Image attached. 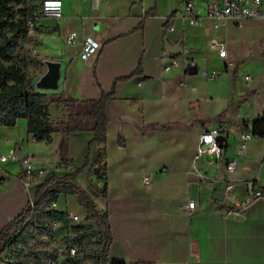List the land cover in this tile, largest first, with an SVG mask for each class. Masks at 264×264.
<instances>
[{"label": "crops", "instance_id": "obj_1", "mask_svg": "<svg viewBox=\"0 0 264 264\" xmlns=\"http://www.w3.org/2000/svg\"><path fill=\"white\" fill-rule=\"evenodd\" d=\"M182 1L97 0L90 6L88 0H60L59 17L34 20L29 49L41 63L40 73L42 59L58 61L57 86L50 91L69 99L96 98L113 83V93L103 104L104 138L89 147L91 132L86 128L54 131L44 141L29 138L22 116L0 124V228L26 204L19 156L8 157L20 150L22 155L48 158L34 163L42 168L41 178L80 166L75 183L106 213L108 263L264 264V136L248 140L245 153L235 156L234 171L224 168L239 127L264 115V44L259 32L264 21L236 24L203 16L187 23L176 16L172 28L165 30ZM188 1L204 12L205 0ZM71 30L74 40L66 42ZM85 34L98 40L99 47L82 60L79 41ZM212 40L224 42L222 56L210 47ZM175 42L181 52L167 53L165 43ZM181 55L196 66L194 73H187L183 62L162 69ZM202 68L216 74L208 77ZM82 125L89 121L82 119ZM212 126L226 127L222 152L193 158L200 128ZM146 171L152 182L143 184ZM82 174L86 180L79 184L76 178ZM227 181L238 200L256 189L262 195L247 202L240 215H225L224 203L211 193L221 192ZM192 182L195 197L190 196ZM102 183L103 195L98 191ZM66 195L76 201L59 193L53 208L72 213ZM188 197L196 207L184 213L180 204ZM79 207L83 217L86 211Z\"/></svg>", "mask_w": 264, "mask_h": 264}, {"label": "trees", "instance_id": "obj_2", "mask_svg": "<svg viewBox=\"0 0 264 264\" xmlns=\"http://www.w3.org/2000/svg\"><path fill=\"white\" fill-rule=\"evenodd\" d=\"M16 5L13 9L12 5ZM32 0H0V124H11L18 116L26 119V130L35 139L48 141L54 131H71L88 129L91 137L87 147L93 142L104 138L106 115L104 100L113 93V83L107 91L100 92L96 98L69 99L61 92H45L34 88L33 80L40 74V61L29 49L34 40L26 28V18L35 8ZM37 68V69H35ZM138 67L135 68L137 70ZM32 70H36L33 73ZM128 75L123 76L126 77ZM64 106V107H61ZM44 107L54 110L48 119L42 111ZM60 112V117H57ZM82 119L89 121L88 126L82 125ZM249 128L253 136H264V115L251 119ZM80 166L70 172L48 174L36 183L32 190V206L25 205L22 210L0 228V239L4 244L14 228H19L16 237L26 249L25 259L20 264L31 261L45 264L47 257H54L53 247L40 249L35 246L33 229L42 231L27 219L28 214L40 225L52 221L61 229H69L61 238L65 246H75L74 254L65 253L63 263L77 264L86 260L87 264H124L122 261L106 260L110 241L106 213L95 208L87 190L74 181ZM96 172V168L92 169ZM105 185L102 183L98 191L103 195ZM59 193L73 195L74 199L85 209L84 222L95 224L91 227L86 223H70L66 211L51 208ZM91 220V221H87ZM94 233L99 234V241L93 251H85L86 242ZM79 250V251H77Z\"/></svg>", "mask_w": 264, "mask_h": 264}, {"label": "built area", "instance_id": "obj_3", "mask_svg": "<svg viewBox=\"0 0 264 264\" xmlns=\"http://www.w3.org/2000/svg\"><path fill=\"white\" fill-rule=\"evenodd\" d=\"M35 3V8L30 11V14L26 18V28L27 31H32L34 26V20L38 17H51L57 18L60 16V0H32ZM90 6H94L97 0H88ZM180 17L187 23L198 22L203 16L212 17L214 19H230L233 23L240 24L244 19H260L264 21V0H205L204 1V12L199 13L193 7L192 3L188 0H183L181 2L180 8L177 9L169 18L164 25L165 30H170L172 28V19L174 17ZM75 37V31L71 30L65 35L66 42H72ZM80 48L78 51V56L82 60H86L88 57L92 56L99 47V41L94 39L92 36L85 34L81 37ZM210 47L215 49L216 54L222 56L224 54V42L218 40H212L210 42ZM183 62L185 68L188 65L193 64L185 56H174L170 61L162 66L163 70L168 69L170 66H176L178 63ZM201 73L208 77H213L216 74L215 69H201ZM245 75L244 78H247ZM183 84V82H181ZM64 107V106H61ZM42 111L45 113L46 117L50 119L54 110L52 111L48 107H44ZM57 117H60V112H57ZM226 133V127L224 126H212L208 128H200L198 132V141L194 146L193 158H196L200 154H209L213 156H218L223 149V141ZM221 135L223 138L218 140L217 136ZM30 139L34 137L28 133ZM253 136L248 125H241L239 127L237 138L233 147V155L225 160L224 168L227 172H232L235 169L236 159L235 156L243 155L246 150V145L248 140ZM10 158L15 157L13 153H10ZM4 159V156L0 155V160ZM20 163L19 171V181L26 192V204L32 206V190L37 182L41 180V175L43 173L41 167L34 166V163L38 160L47 161L46 156L34 157L30 154H24L18 157ZM198 179L204 181L203 175L198 174ZM141 182L143 184H148L152 182L151 173L149 171L144 172L141 175ZM232 182L227 181L221 190V199L224 203V214L238 216L242 213L244 206L247 202L256 196L262 195L259 189L249 192V195L244 200H238L231 195ZM49 206L53 208L54 201L49 203ZM195 200L192 198H186L183 203L180 204V209L184 212H190L195 209ZM67 213L68 220H79V218L74 213ZM27 219L33 222V225L42 229L40 231L41 238H48L51 235V228L57 226V223L49 221L46 225H40L34 221L29 213ZM58 227V226H57ZM36 229V228H35ZM33 229V233L34 230ZM19 228H14L11 233V238H9L0 249V264H20L21 261L25 262V245L24 243L16 237ZM38 230V229H37ZM70 232V230H68ZM67 233V232H65ZM90 239L95 243L99 241V234L94 233L91 235ZM50 247H53L55 256L47 257L45 259V264H56L61 263L63 257L61 256V250H63V256L65 253L74 254L76 252L75 246H65L63 242L54 243L50 242ZM94 248V249H95ZM63 263V262H62ZM27 264H33L30 260Z\"/></svg>", "mask_w": 264, "mask_h": 264}, {"label": "water", "instance_id": "obj_4", "mask_svg": "<svg viewBox=\"0 0 264 264\" xmlns=\"http://www.w3.org/2000/svg\"><path fill=\"white\" fill-rule=\"evenodd\" d=\"M164 50L170 54H178L181 52V47H179L178 42L173 44L165 43ZM42 63L44 65V69L41 71L39 75L35 77L33 80V86L36 89H48L54 90L57 86V78H58V61L51 59H42ZM187 73H194L196 71V66L194 64H190L186 68ZM218 140H221L223 136L218 135ZM13 154L16 156H20L23 154L20 150L13 151ZM190 196L195 197L196 195V183L192 182L189 186ZM221 192L219 190H213L211 193L212 198L221 199Z\"/></svg>", "mask_w": 264, "mask_h": 264}, {"label": "rangeland", "instance_id": "obj_5", "mask_svg": "<svg viewBox=\"0 0 264 264\" xmlns=\"http://www.w3.org/2000/svg\"><path fill=\"white\" fill-rule=\"evenodd\" d=\"M16 7V5H12V8L14 9ZM259 32H261V35H262V44H264V26L261 27L259 29ZM37 69V68H35ZM33 73H36V70H32ZM38 74L35 75V77L37 76ZM34 77V78H35ZM40 91H50V90H43L41 89ZM76 180L79 182V184H83L86 180V176L84 174L78 176L76 178ZM66 201H67V204H68V207H69V210L70 212L72 213H75L79 218H82V216L80 215V207H79V204H77L76 201H73L69 196L66 195ZM70 223H86V224H89L91 227H94L95 224L92 223V222H84L83 219H79V220H69ZM69 229H61L57 226H53L51 228V235L48 237V238H41L40 237V231L35 229L34 230V234H35V238H34V241H35V246H37L38 248L40 249H47L48 247H50V242H54V243H58V242H62V236L65 234V232H69L68 231ZM85 247V251H93L94 248H95V243H93V241L91 239L88 240V242L85 243V245H83ZM79 251V250H77ZM63 250H61V256L59 257H63ZM34 264H41V263H38V262H35ZM56 264H60V263H56ZM77 264H87L86 260H82L80 261L79 263Z\"/></svg>", "mask_w": 264, "mask_h": 264}]
</instances>
